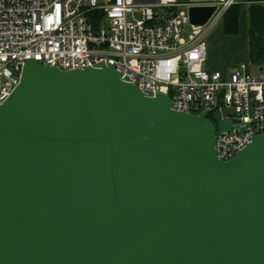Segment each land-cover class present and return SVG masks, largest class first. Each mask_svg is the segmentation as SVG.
<instances>
[{
  "label": "water",
  "instance_id": "1",
  "mask_svg": "<svg viewBox=\"0 0 264 264\" xmlns=\"http://www.w3.org/2000/svg\"><path fill=\"white\" fill-rule=\"evenodd\" d=\"M232 127L109 64L27 62L0 104V264H264V135L220 161Z\"/></svg>",
  "mask_w": 264,
  "mask_h": 264
},
{
  "label": "built area",
  "instance_id": "2",
  "mask_svg": "<svg viewBox=\"0 0 264 264\" xmlns=\"http://www.w3.org/2000/svg\"><path fill=\"white\" fill-rule=\"evenodd\" d=\"M239 2L0 0V104L27 62L63 71L109 64L144 94L168 96L175 112L231 119V130L217 131L214 142L217 158L228 161L264 135V73L245 64L227 73L202 68L208 35ZM190 7L214 11L193 26Z\"/></svg>",
  "mask_w": 264,
  "mask_h": 264
},
{
  "label": "crops",
  "instance_id": "3",
  "mask_svg": "<svg viewBox=\"0 0 264 264\" xmlns=\"http://www.w3.org/2000/svg\"><path fill=\"white\" fill-rule=\"evenodd\" d=\"M237 5L236 31L225 32L221 23L207 41L205 66L227 73L245 64L253 74L264 73V0H240Z\"/></svg>",
  "mask_w": 264,
  "mask_h": 264
},
{
  "label": "trees",
  "instance_id": "4",
  "mask_svg": "<svg viewBox=\"0 0 264 264\" xmlns=\"http://www.w3.org/2000/svg\"><path fill=\"white\" fill-rule=\"evenodd\" d=\"M237 10L238 5L233 6L229 11L226 13L223 23L224 29L227 33H232L236 31L237 27Z\"/></svg>",
  "mask_w": 264,
  "mask_h": 264
},
{
  "label": "rangeland",
  "instance_id": "5",
  "mask_svg": "<svg viewBox=\"0 0 264 264\" xmlns=\"http://www.w3.org/2000/svg\"><path fill=\"white\" fill-rule=\"evenodd\" d=\"M221 24H218L211 32L210 34L208 35L207 37V40H206V44H207V41L209 39L210 36H214V33L217 31L218 28H220ZM208 62V61H207ZM207 64V63H206ZM251 73H255L254 71H251Z\"/></svg>",
  "mask_w": 264,
  "mask_h": 264
}]
</instances>
